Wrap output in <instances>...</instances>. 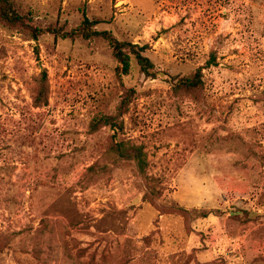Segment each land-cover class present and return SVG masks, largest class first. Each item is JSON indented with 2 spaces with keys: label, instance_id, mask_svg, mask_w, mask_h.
Masks as SVG:
<instances>
[{
  "label": "rangeland",
  "instance_id": "obj_1",
  "mask_svg": "<svg viewBox=\"0 0 264 264\" xmlns=\"http://www.w3.org/2000/svg\"><path fill=\"white\" fill-rule=\"evenodd\" d=\"M13 3L34 27L96 22L155 76L133 60L120 78L101 39L0 21V264H264V0ZM198 70L203 88L178 92ZM128 90L123 129L94 131Z\"/></svg>",
  "mask_w": 264,
  "mask_h": 264
},
{
  "label": "trees",
  "instance_id": "obj_2",
  "mask_svg": "<svg viewBox=\"0 0 264 264\" xmlns=\"http://www.w3.org/2000/svg\"><path fill=\"white\" fill-rule=\"evenodd\" d=\"M0 21L9 28L23 32L30 40L34 41H37L40 37L45 35L73 41L79 39L85 41L101 39L105 41L112 50L113 56L118 63L117 72L120 78L130 75L133 60H136L140 71L146 77L152 78L155 76V65L144 55L145 51L143 48L132 43L119 41L108 31H98L96 29L97 23L88 18L84 19L80 27L71 31H64L63 29L52 27H34L30 24L28 17L22 16L16 11L13 0H0ZM203 86L202 73L201 70H198L196 73L180 78L176 84V90L183 93H192L202 89ZM49 94V88L44 86L35 97V105L37 107L41 106V98L47 103ZM135 94L134 90L126 91V96L119 108V114L116 116L104 117L101 123L94 128V131L103 127H109L114 132L121 131L123 126L119 120L129 112ZM115 151L122 159L135 162L141 174L147 173L148 162L143 148L119 142L116 143Z\"/></svg>",
  "mask_w": 264,
  "mask_h": 264
},
{
  "label": "water",
  "instance_id": "obj_3",
  "mask_svg": "<svg viewBox=\"0 0 264 264\" xmlns=\"http://www.w3.org/2000/svg\"><path fill=\"white\" fill-rule=\"evenodd\" d=\"M164 76V74H162Z\"/></svg>",
  "mask_w": 264,
  "mask_h": 264
}]
</instances>
